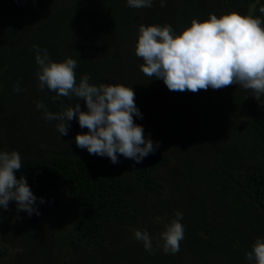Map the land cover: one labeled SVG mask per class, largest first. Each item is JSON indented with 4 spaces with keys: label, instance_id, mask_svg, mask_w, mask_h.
I'll return each mask as SVG.
<instances>
[{
    "label": "trees",
    "instance_id": "16d2710c",
    "mask_svg": "<svg viewBox=\"0 0 264 264\" xmlns=\"http://www.w3.org/2000/svg\"><path fill=\"white\" fill-rule=\"evenodd\" d=\"M165 3L133 8L127 0H0V129L8 130L0 135L1 151L20 150L25 141L35 148L44 141L58 147V121L46 120L38 102L53 113L77 102L87 110L83 99L39 88L34 46L57 62L75 59L77 84L89 75L96 86H131L142 113L134 119L145 137L151 138L147 119L160 129L158 121L167 135L140 163L118 153L114 164L77 147V133L88 131L77 116L67 122L70 143L21 158L15 175L25 177L37 200L52 194L71 203L68 218L59 207L55 219L64 236L47 235L33 264H68L61 259L63 248L72 264H249L245 254L264 238V97L261 104L237 84L170 91L162 79L142 73L143 60L135 54L140 24L171 25L179 34L193 18L250 10L264 22V0ZM200 124L212 128L201 130ZM13 208L15 200L7 209L0 206V233ZM178 211L184 239L178 253L166 254L165 226L154 221L168 225ZM137 229L152 238L151 253L134 238ZM25 231L32 234L33 227ZM5 256L0 239V259Z\"/></svg>",
    "mask_w": 264,
    "mask_h": 264
},
{
    "label": "clouds",
    "instance_id": "9594fccd",
    "mask_svg": "<svg viewBox=\"0 0 264 264\" xmlns=\"http://www.w3.org/2000/svg\"><path fill=\"white\" fill-rule=\"evenodd\" d=\"M133 8L151 7L152 0H127ZM161 7L166 6L160 0ZM264 14V5L259 7ZM37 77L41 90L46 86L58 97L83 99L87 110L77 102L57 113L47 109L43 102L37 103L44 110L45 119L58 121V133L67 135V123L78 116L79 126L87 132L77 133V147L87 149L89 154L107 156L112 163H118V153L140 163L154 153L159 143L146 138L142 125L134 116L142 118L135 103V92L131 86L122 83L90 84V76L83 75L76 81L77 61L67 58L57 62L50 59L47 49L34 46ZM135 54L142 58V73L152 79H162L170 91L220 90L233 84L251 90L262 104L264 97V22L250 10L247 15L236 11L219 17L210 13L209 18H193L191 25L176 34L171 25H144L138 28ZM151 79V80H152ZM19 91V85L15 86ZM22 167L17 151H0V206L7 209L9 202H17V210L29 215L39 210L34 195L24 176L17 179L15 172ZM43 203V198H40ZM182 213L165 226L161 233L163 251L176 254L180 241L184 239ZM134 238L142 241L148 252L153 251L152 238L144 230H135ZM249 264H264V238H257L252 250L245 254Z\"/></svg>",
    "mask_w": 264,
    "mask_h": 264
},
{
    "label": "rangeland",
    "instance_id": "374dc122",
    "mask_svg": "<svg viewBox=\"0 0 264 264\" xmlns=\"http://www.w3.org/2000/svg\"><path fill=\"white\" fill-rule=\"evenodd\" d=\"M151 121V119L146 120L152 141L154 142V144L157 142L159 144L164 143L167 138L166 131L161 127L158 121L156 123L160 129H157V126L151 123ZM209 128H212L209 124L199 125V129L201 130L204 129L206 131H209ZM7 133L6 130L0 129V135L3 134L4 136ZM71 135L72 134L70 128L68 129L67 135L61 136L59 134V137L57 139L58 147L55 144H53L54 147L50 145L46 146V143L44 141L42 145H39L40 148H35L31 147L30 143H26L27 141H25V145L23 147L21 146L20 150L14 151H17L20 154L21 158L27 156L38 157V155L43 154L45 148H61L64 143H67L69 141V138L70 140L72 139L73 136L71 137ZM41 198H43L44 200L43 203L40 202V199L36 201V207L38 208L40 213L39 215H37L36 213L29 215L24 210L18 211L17 208L10 209V224H8V226L4 228L0 233V239L3 242L4 246H6V252L8 256L0 259V264H33V257L35 255V252L42 240L49 237L47 235L51 234L52 232H56V237L64 236L60 234V225L55 222V219L60 213V210L58 209L59 207L63 208L65 210V214H67L66 216H63V218H68V214L70 211L69 206L71 204L70 201L63 195L58 197L51 194ZM154 224L161 225L163 227L166 226V223H164L161 218L157 219L156 223L154 221ZM27 225H31L33 227L32 234H28V232L25 231ZM68 246L71 247V245ZM66 250L67 248H63V253L61 256L62 262L68 261V264H72L69 262V256H67Z\"/></svg>",
    "mask_w": 264,
    "mask_h": 264
}]
</instances>
